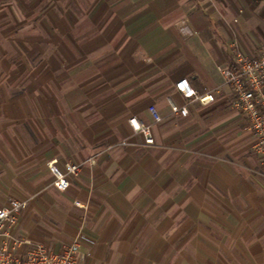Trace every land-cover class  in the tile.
I'll use <instances>...</instances> for the list:
<instances>
[{"label":"crops","instance_id":"obj_1","mask_svg":"<svg viewBox=\"0 0 264 264\" xmlns=\"http://www.w3.org/2000/svg\"><path fill=\"white\" fill-rule=\"evenodd\" d=\"M233 43L264 51V0H0V207L31 199L0 247L82 234L81 264H264V154L218 71ZM53 159L81 164L65 192Z\"/></svg>","mask_w":264,"mask_h":264},{"label":"built area","instance_id":"obj_2","mask_svg":"<svg viewBox=\"0 0 264 264\" xmlns=\"http://www.w3.org/2000/svg\"><path fill=\"white\" fill-rule=\"evenodd\" d=\"M232 53L234 54V50ZM218 71L223 78V86L228 87L232 94L231 107L244 116L245 130L254 136L253 151L264 154V53L251 58L236 52L232 61L219 66ZM175 89L187 100V104L207 106L215 101V94L219 92L220 87L197 92L186 79H181L175 83ZM169 106L172 114H179L182 117L188 115L186 106L178 107L171 101ZM149 113L153 123L162 120L154 107H149ZM128 123L134 134L143 136L145 144H153L150 124H144L136 118L129 119ZM47 167L53 178L54 189L65 192L69 187V178L79 173L81 164L66 162L59 166L57 160L53 159L47 163ZM29 201L30 199L10 198L0 207V237H11V230ZM75 205L81 206L77 202ZM82 243L93 244L82 234L76 235L69 245L62 247L58 252L48 250L41 243L15 241L12 248L0 247V264H81L79 246ZM21 245L28 246L24 254L15 251Z\"/></svg>","mask_w":264,"mask_h":264},{"label":"rangeland","instance_id":"obj_3","mask_svg":"<svg viewBox=\"0 0 264 264\" xmlns=\"http://www.w3.org/2000/svg\"><path fill=\"white\" fill-rule=\"evenodd\" d=\"M26 34H28V32H26ZM45 36H46V32L43 30V31H42V36H41V37H45ZM237 39H238V38H237ZM230 49H231V55H232V57H233L234 54H236V52H241V51L239 50L238 45H237L236 43L231 44ZM232 50H234V54L232 53ZM241 53H242V52H241ZM262 53H264V51L259 52V53L255 54L254 56H250V57H251V58L258 57V56L261 55ZM242 54H244V53H242ZM244 55H245V54H244ZM246 56H247V55H246ZM30 200H31V199H30ZM74 206H76V205H75V202H74Z\"/></svg>","mask_w":264,"mask_h":264},{"label":"trees","instance_id":"obj_4","mask_svg":"<svg viewBox=\"0 0 264 264\" xmlns=\"http://www.w3.org/2000/svg\"><path fill=\"white\" fill-rule=\"evenodd\" d=\"M230 61H232V59H230Z\"/></svg>","mask_w":264,"mask_h":264}]
</instances>
